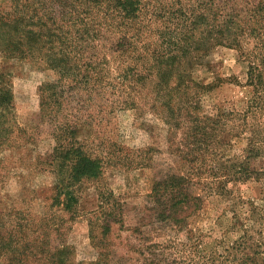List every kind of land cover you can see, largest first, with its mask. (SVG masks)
<instances>
[{"label": "rangeland", "instance_id": "374dc122", "mask_svg": "<svg viewBox=\"0 0 264 264\" xmlns=\"http://www.w3.org/2000/svg\"><path fill=\"white\" fill-rule=\"evenodd\" d=\"M229 1L238 19V14L249 18L259 13L264 3ZM73 2L58 1L52 26L61 36L63 27L79 20L70 28L78 39L69 50L72 60L83 57L88 63V83L76 85L74 76L51 65V47L56 52L62 48L58 40L48 39L44 46L36 44L39 38H24L26 45H37V53L27 46L7 50L0 42L1 86L11 95L0 117V264H58L59 251H66L64 257L72 264H149L156 258L161 264H264V177L238 185L231 196H204L201 210L180 231L152 222L148 195L154 182L169 171L188 168L181 154L193 135L191 123H181L171 135L163 101L170 95L178 100L184 92L159 94L160 66L154 56L169 53L175 41L199 38L203 24L196 28L194 17L201 12L209 17L200 8H210L209 0H139L136 21H121L115 10L113 17L102 20L99 6ZM6 12L24 15L22 31H37L39 26L27 23L41 19L51 26V0H0V17ZM123 37L130 43L126 51L116 46ZM203 38L210 45L209 34ZM243 40V50L224 43L204 56L188 51L173 65L175 77L180 72L194 81L190 94L198 84L210 86L202 98L208 113L220 107L243 111L252 97L247 53L255 39ZM151 68L154 72H147ZM62 79V106L51 115L47 86ZM197 101L176 114L179 121L191 119ZM67 126L75 127L72 138L64 131ZM231 136L221 132L220 156L206 155L207 166L222 169L229 154L241 152L246 141ZM60 143L80 147L101 162L98 178L76 182V213L65 209V194L57 199L62 171L51 156ZM253 166L264 167V158ZM111 196L122 204L126 223L114 225L108 243L97 246L91 231H98L101 205ZM143 225L148 241L133 233ZM156 242L157 247L149 248Z\"/></svg>", "mask_w": 264, "mask_h": 264}, {"label": "trees", "instance_id": "16d2710c", "mask_svg": "<svg viewBox=\"0 0 264 264\" xmlns=\"http://www.w3.org/2000/svg\"><path fill=\"white\" fill-rule=\"evenodd\" d=\"M58 1L60 0H51L50 27L47 26L48 22L42 19L39 22L31 21L33 23H27L39 26V29L34 32L21 30V24L26 19L20 12H6L3 14L0 17V42L4 43V47L7 50H20L22 47L27 46V50L33 49L37 53L38 44L45 46V44H49V41L53 43L58 40L62 48L59 52H56L51 47V65L55 69L61 70L67 77L74 76L73 82L76 85L86 84L89 81V76H87L89 75L88 63L84 62L83 57L72 60V51L69 50L78 39L71 33L72 30L70 28L79 25V20H74L73 25L67 26L68 29L63 27L60 31L61 36H59V33L52 26V24H55L53 20ZM79 1L82 5L91 6L92 4L90 3H93L95 4L94 6H99L101 12L99 18L102 20L113 17V10L116 13L118 11L122 18L121 21L125 19L136 21L139 19V0H74L73 3H78ZM209 2L210 8L208 6L205 8L200 7L202 10L208 11L209 17L204 12L194 17V26L196 28L201 23L203 24L199 38L175 41L177 44L172 45L173 47H171L169 53L164 52L154 56L155 62L160 66L159 94L161 95L163 91L168 92L169 90L184 92L183 97L178 100L175 99V96L170 95L168 101H163L164 106L168 108L169 119L167 118L166 121L171 127V135H173V130L179 127L181 123H191L193 133V135L188 136L189 141L184 147L186 150L182 151L181 154L188 168L181 172L169 171L158 178L154 182L152 192L148 195L150 211H152L153 217L152 222L167 226L173 225L179 231L186 226L185 220L201 210L205 199L204 196L214 194L231 196L235 193V188L238 185L252 180L258 181L264 177V167L253 166L257 159L264 158V3L259 4V13L249 17L250 19L247 15L245 18L240 14L238 15L242 19H238L233 12L235 8L232 7L233 10L229 9V0H209ZM189 8H193L190 10H195L193 14L196 13V7L191 5ZM184 15L185 13L182 14L180 12L181 18H184ZM46 27L47 34H45ZM90 29L91 27L87 28V31ZM207 34L212 40L211 43L210 41L206 43L210 44L208 46L205 45L206 41H203V36L205 37ZM46 36L47 40L44 41ZM24 38L28 40H38L39 38V41L36 42L37 45H26ZM170 39L176 40V38ZM243 39H255L254 48L247 53L251 62L248 71V85L253 87L252 97L243 111L235 110V108L222 109L220 107L216 110V113H208L202 106V98L205 90L210 86L198 84L196 93L190 94L188 90L194 87L191 86L194 81L188 79L184 73L180 72L175 77L173 72L176 70L173 65L176 64L179 58H184L185 56L183 55L188 51H191L190 53L192 54L199 53L198 56H204L213 47L224 43L237 50H243ZM128 44H130L129 41L126 37H123L117 41L116 46L119 47L120 51H126L129 48ZM151 70L154 72L153 68L148 69L147 72H151ZM82 71H84L83 75H81ZM127 71L133 73L134 76L136 75L135 70L131 68H128ZM169 78L173 82L177 81L175 86L169 85L171 83ZM185 81L188 84H185ZM1 84L2 79L0 76V117L5 116L6 113L4 111L9 107L11 97L9 91L3 88ZM62 84L63 79L59 83L47 86L51 91L48 97L51 100V115L57 112L56 107L62 106L64 92L61 90L65 89ZM195 101L197 102L194 105L191 119L185 123L179 121L178 116L182 114L181 110L185 107L188 108ZM188 115H190V111ZM74 128L67 126L64 129L69 138H72ZM223 128L232 134L231 137L245 140L246 144L241 152L233 153V155L229 154L226 158V165L222 169H217L207 166L204 161L206 160V155L219 158L221 152L218 147L219 138L224 130ZM71 143L72 141H69V144ZM229 145L233 146L231 143ZM51 158L59 164L62 171L59 173L61 181L58 186L59 195L57 199H59L60 195L65 194L67 200L65 209H68L71 213H76L78 212L79 203L78 191L75 186L76 182L83 179L92 180L98 178L101 162L99 159L90 156L88 152H84L80 147H66L61 145V143L55 149ZM213 159L215 160V158ZM187 212H191L190 216H184ZM97 220H100L99 224L95 226L98 231H91V239L95 245L100 246L108 243L107 241L114 225H124L126 223L122 204L119 201H115L112 196L108 197L101 205ZM133 233L142 235L144 240L148 241L144 225L142 230L140 226L135 227ZM155 244L157 242L149 245V248L157 247ZM25 249H29V247ZM66 253V251H59L60 260L58 264H72L67 263L64 257ZM149 264L161 263L156 258V261L153 260Z\"/></svg>", "mask_w": 264, "mask_h": 264}]
</instances>
